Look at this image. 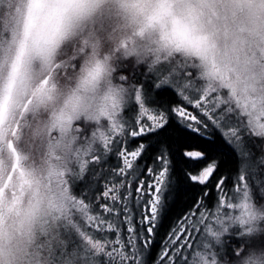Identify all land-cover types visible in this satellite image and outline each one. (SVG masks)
<instances>
[{"label":"snow or ice","instance_id":"obj_1","mask_svg":"<svg viewBox=\"0 0 264 264\" xmlns=\"http://www.w3.org/2000/svg\"><path fill=\"white\" fill-rule=\"evenodd\" d=\"M2 6L0 264L37 221L30 255L40 264H243L264 250V0ZM130 30L158 35L163 51L119 61L126 105L109 93L73 125L77 90L71 108L38 124L56 80ZM38 157L41 167L30 163Z\"/></svg>","mask_w":264,"mask_h":264},{"label":"clouds","instance_id":"obj_2","mask_svg":"<svg viewBox=\"0 0 264 264\" xmlns=\"http://www.w3.org/2000/svg\"><path fill=\"white\" fill-rule=\"evenodd\" d=\"M16 3L17 0H11ZM4 0H0V24L9 15V9L2 6ZM129 41L127 50L124 48V40ZM80 44V40H75L69 46L71 49H76ZM156 50L163 51V45L158 35L150 36H135L131 30L126 35L117 34L113 39H103L96 48L94 54H89L79 62V67L73 69L66 77L61 76L56 80V95L52 101L46 106H43L36 117L38 124L49 122L54 115L66 110V106L71 108L68 103L69 97L73 92H77L83 100V106L77 108L73 112L72 123L76 125L78 121L85 120L87 122L91 118V113L95 112L97 103L101 97L109 93L113 94L115 102L123 107L128 102L127 89L123 85L117 83L115 73L119 68V61L122 58H129L132 52L141 53L145 59ZM90 72H98L94 86H84ZM218 89L224 88L225 85L220 80L212 81ZM30 163L37 167L42 166V160L38 157L31 160ZM235 213L239 214L238 205H234ZM256 213L260 217H264V206H256ZM39 221L31 228L26 229L23 235H18L13 241V248L17 251L12 264H40L38 259H34L30 255V250H34V245L39 240L38 231ZM214 231L219 232L218 229ZM31 233V235H29ZM222 235V234H221ZM218 242L216 236L208 235L206 243L211 246L212 243ZM209 264H214L209 261ZM243 264H264V250L253 251L249 257H245Z\"/></svg>","mask_w":264,"mask_h":264},{"label":"trees","instance_id":"obj_3","mask_svg":"<svg viewBox=\"0 0 264 264\" xmlns=\"http://www.w3.org/2000/svg\"><path fill=\"white\" fill-rule=\"evenodd\" d=\"M180 207H182V205H178L177 208L174 210V218H175V215L179 213V211H180ZM166 231H167V228L162 229V230H161V236L158 237V239H163V238H164V237H163V233H165Z\"/></svg>","mask_w":264,"mask_h":264},{"label":"rangeland","instance_id":"obj_4","mask_svg":"<svg viewBox=\"0 0 264 264\" xmlns=\"http://www.w3.org/2000/svg\"><path fill=\"white\" fill-rule=\"evenodd\" d=\"M191 110V109H190Z\"/></svg>","mask_w":264,"mask_h":264}]
</instances>
